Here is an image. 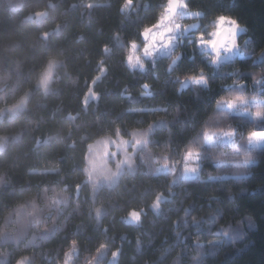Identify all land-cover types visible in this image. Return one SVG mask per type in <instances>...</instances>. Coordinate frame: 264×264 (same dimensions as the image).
<instances>
[{"label": "trees", "instance_id": "1", "mask_svg": "<svg viewBox=\"0 0 264 264\" xmlns=\"http://www.w3.org/2000/svg\"><path fill=\"white\" fill-rule=\"evenodd\" d=\"M168 2L0 0V264H63L70 252L73 264H264V147L246 140L264 120L229 116L237 148L256 161L246 169L235 168L239 154L217 169L201 133L213 97L264 99V85L227 87L235 68L264 71V56L253 67L247 56L222 64L210 92L177 94L176 72L213 73L194 37L175 45L171 55L182 58L171 74L169 55L148 59L144 70L128 62L132 42L144 44ZM193 9L204 13L196 31L222 13L248 28L241 40L264 48V0H189ZM190 145L201 146L200 172L185 179ZM219 171L247 178L223 182L231 231L208 246L207 225L192 218L207 215L220 184L201 181ZM157 192L166 199L154 210ZM141 208L139 223L125 221Z\"/></svg>", "mask_w": 264, "mask_h": 264}, {"label": "clouds", "instance_id": "2", "mask_svg": "<svg viewBox=\"0 0 264 264\" xmlns=\"http://www.w3.org/2000/svg\"><path fill=\"white\" fill-rule=\"evenodd\" d=\"M131 0H125V4L130 3ZM169 20L170 25L165 29L167 32H176L181 30H195L199 28L198 20L204 13L201 10L193 9L189 10V0H169ZM184 10V11H181ZM187 17L188 20L192 21L190 23H182L183 19ZM157 25H154L155 27ZM248 32V28L243 25L237 18L232 16H226L224 14H219L210 21L209 24L205 25V30L196 31L194 40L196 47L201 49L206 59L208 66L213 69V73L210 75L209 72L205 70L204 67H197L195 69H188L183 72H176L173 77V83L176 85L177 94H183L186 91L191 90L197 96L201 91H211L212 81L215 77V72L220 69L222 64L227 65L229 62L233 61L234 58L239 56L241 59L247 56L252 64L248 67H253L255 60L260 56H264V48L260 49L259 52L256 51L254 46H252L251 38H246L241 40V36ZM175 40L174 36H170L167 41H165L166 46H168L167 54L170 56V62L167 65L166 71L170 74L173 69L177 67L178 62L182 58L181 54L171 55V44ZM132 46L135 47V41L132 42ZM157 51L155 47H145L143 50L144 55L152 57ZM223 57H230L226 61ZM255 57V59H254ZM139 66L141 70H144V63L139 60ZM239 72L242 75L251 77V84L247 83L244 88L252 86H260L261 81H264V71H259L256 73L252 72H241L239 68H235L234 73ZM232 74V73H230ZM147 87V85H145ZM243 88V89H244ZM230 98H235L238 101L245 102L246 105L253 104V101H258L255 95H248L247 93L231 94L230 96H225L223 93L213 97L208 103V110L211 115L208 116V120L202 125L201 133L203 136L202 145H207L211 149V158L213 160H218L220 163L214 166L217 169L221 168V165L230 159H237L238 154L243 156L244 162L242 164H236V169H246L254 164L256 161L253 158L252 153H240L236 144L232 145L230 151L223 150L222 147L218 148L216 145H208L205 143V133L208 131L215 130L217 132H226L228 130H235V126L231 123L229 116H225L223 113L218 112L217 105L225 104ZM261 112L264 115V106L257 108L255 106L253 113ZM213 125V126H210ZM243 140V138H241ZM262 142L249 143L253 146L259 145ZM201 156V146H189L188 151L185 154V179L197 178L200 172L198 165V160ZM188 161H191L189 165ZM191 174V176H189ZM246 175L243 171H219L217 173H209L202 183L205 185L212 184L214 182H219L220 186L216 187L214 191L217 193L208 203V210L206 216H194L192 218V223L194 225L206 224L207 230L211 235L212 239L208 241V246L211 245H221L224 242L225 237H228L231 226L228 222V218L225 216L224 200L221 198L226 191L223 182L227 181H242L246 179ZM166 199L163 192H157L151 207L154 210H159L161 203ZM215 205V206H213ZM144 209L141 208L139 211L133 209L130 210L128 216L126 217V222L131 220L135 223H139L142 219V213ZM75 245V241L71 242ZM200 248L205 247L203 244L197 245ZM116 253H113L115 256ZM23 259H28L24 257ZM23 259L18 260L17 264H23Z\"/></svg>", "mask_w": 264, "mask_h": 264}, {"label": "rangeland", "instance_id": "3", "mask_svg": "<svg viewBox=\"0 0 264 264\" xmlns=\"http://www.w3.org/2000/svg\"><path fill=\"white\" fill-rule=\"evenodd\" d=\"M169 6L170 5L168 2L167 5L165 6V9H164L162 16L160 17L158 23L156 24L157 26H155V27L152 26V27L147 28L145 30V32H144V44L141 47H139L137 44H135V47L131 46V53H130V56L128 57V62L131 65L139 66L138 58H139V60H142L143 63H145V61H147L148 59H151L153 57L168 56V54H167L168 46H166L165 41H167L170 36L175 37V40L172 42V44L170 46L171 47V54L174 53L175 45L177 43L183 41V39L186 37H194L195 36V31L197 29H195V30H181V31H176V32L165 31V29L171 23V21L168 18L170 15V13L168 11ZM181 11H184V10H181ZM190 22H192V21L188 20L187 17H185L182 21V23H190ZM145 47H155L157 49V51L153 54L152 57H148V56L144 55V52H143ZM237 57H239V56H237ZM50 77H51L50 71L45 73L43 76V79H42V85H46L48 83V81L50 80ZM262 100H264V99H262ZM17 108H18V106L16 105L14 108L11 109V112L16 111ZM251 113L252 112H250V111H245V112H243V115H246L252 119ZM251 146L256 147V148H261V147H264V142H262L256 146H253V145H251ZM188 163H189V165H191V161H188ZM237 164H242V163H237ZM199 168H200V166H199ZM189 176H191V174H189ZM125 221H126V218H125ZM127 223L136 224L135 222H133L131 220H128ZM73 256H74V253L70 252L68 254V256L66 257L63 264H73V262H72ZM92 258H94V257H92ZM81 263H84V260H82L80 262L77 261L76 264H81Z\"/></svg>", "mask_w": 264, "mask_h": 264}, {"label": "snow or ice", "instance_id": "4", "mask_svg": "<svg viewBox=\"0 0 264 264\" xmlns=\"http://www.w3.org/2000/svg\"><path fill=\"white\" fill-rule=\"evenodd\" d=\"M230 57H223V60H227ZM255 59V57H254ZM233 75V83L231 85H228L229 88H237V89H243L244 86L247 84V80H242L241 76L242 74L239 72L231 74ZM261 84L264 85V81H261ZM254 106L257 108L264 106V100H258L253 101ZM246 106L245 102L238 101L235 98H230L227 100V103L225 104H218V112L223 113L225 116H230L233 113H240L242 109H244ZM253 120H264V115L261 114V112L257 111L255 113H251ZM214 127V126H213ZM237 136V129L235 130H228L226 132H217L215 130L208 131L205 133V143L208 145H216L217 143L220 144H230L235 145L236 140L235 137ZM241 138L244 139L242 136ZM246 140L248 143H256V142H264V129H255L250 128L247 132Z\"/></svg>", "mask_w": 264, "mask_h": 264}]
</instances>
